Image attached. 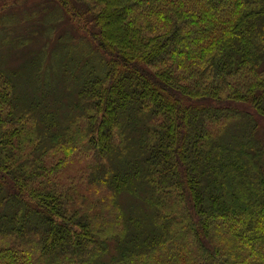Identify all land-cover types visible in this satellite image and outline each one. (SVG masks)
Listing matches in <instances>:
<instances>
[{"label": "trees", "instance_id": "16d2710c", "mask_svg": "<svg viewBox=\"0 0 264 264\" xmlns=\"http://www.w3.org/2000/svg\"><path fill=\"white\" fill-rule=\"evenodd\" d=\"M37 6L0 28V264H264V0Z\"/></svg>", "mask_w": 264, "mask_h": 264}, {"label": "rangeland", "instance_id": "374dc122", "mask_svg": "<svg viewBox=\"0 0 264 264\" xmlns=\"http://www.w3.org/2000/svg\"><path fill=\"white\" fill-rule=\"evenodd\" d=\"M39 2H41V0H30L29 2L0 0V28L15 32L17 34H30L31 29L38 28L37 25H41L39 24L41 21V8L37 6L33 11H31L32 7H34V5ZM42 46L43 43L41 42V34H39V37L27 47L25 60L28 61L34 57H39ZM17 59L19 60V54L16 53L15 57H13V60L15 61ZM262 134L264 136V131H262ZM51 161H53V159ZM68 161L70 162L66 166H62L61 178L77 182L80 178L77 176L82 170V165H84V161H86V156L82 154L80 157L75 158L73 155L68 159ZM79 190L82 192L84 190L91 198H95L97 195L96 189H92L90 192L88 191L87 186L83 185L82 183L79 184ZM106 198L107 193H100L97 195L96 199L103 200Z\"/></svg>", "mask_w": 264, "mask_h": 264}]
</instances>
